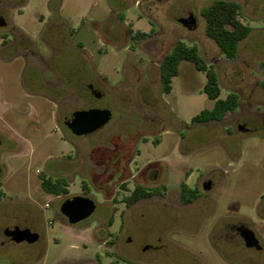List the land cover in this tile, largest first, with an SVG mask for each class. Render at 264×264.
I'll return each instance as SVG.
<instances>
[{"label": "rangeland", "instance_id": "1", "mask_svg": "<svg viewBox=\"0 0 264 264\" xmlns=\"http://www.w3.org/2000/svg\"><path fill=\"white\" fill-rule=\"evenodd\" d=\"M215 1L0 0V133L18 136L16 146L4 140L0 147V264H193V257L264 264V252L245 249L240 239L226 248L228 262L210 242L225 220L248 221L264 243V0H233L252 28L233 60L205 32L202 11ZM190 17L191 27L180 23ZM178 42L197 46L217 72L220 99L239 96L237 109L221 121L192 123L213 106L203 90L206 73L192 63L183 62L171 93L163 92L160 64ZM78 83L94 85L102 98ZM74 108L108 109L112 118L78 138L64 125ZM158 161L173 187L187 176L191 187L208 176L219 182L202 219L193 214L197 204L171 219L167 235L182 251L166 245L153 261L143 247L163 222L162 197L134 206L125 198L133 181L156 185L148 170L135 179L140 166ZM46 179L64 180L66 192L47 193ZM75 196L97 208L70 225L60 209ZM150 210L154 215L145 216ZM14 215L18 226L40 235L37 243L6 240Z\"/></svg>", "mask_w": 264, "mask_h": 264}, {"label": "flooded vegetation", "instance_id": "2", "mask_svg": "<svg viewBox=\"0 0 264 264\" xmlns=\"http://www.w3.org/2000/svg\"><path fill=\"white\" fill-rule=\"evenodd\" d=\"M78 88H79V90L83 89L84 91H88L90 93V95L94 98L101 99L103 96V93L101 92V90L98 88H95L94 85H92V84H89V85H87V87H84L81 83H78ZM77 99L79 101L83 100V94L81 91H79V93H77ZM89 109H93V108H89ZM89 109L74 108L71 111L70 115L65 118V121H64L65 127L75 137L82 138L85 135L78 136V135L74 134L73 128L71 127L73 114L77 111L89 110ZM239 130L247 131V129L245 127H242V126H239ZM86 136H88V135H86ZM17 138H18V136L13 135L12 133L8 137H6V136L4 137L0 133L1 145L3 144V142L5 140L7 142L13 143V145L16 146V143L18 141ZM159 144H160V142L157 141V142H155L154 145L158 146ZM1 145H0V147H1ZM163 166H164V163L162 161L161 162L160 161L148 162L145 165L140 166V169L137 171V172L141 171L140 175L135 180L138 181V179L141 176V173L148 170V172L150 174L149 177H151L153 179V182H155L156 185L147 186L146 184H141L139 182L133 181V188L131 189L130 195L128 196V197L133 198L135 193L137 192V190L139 188H141L143 190V192L146 194L145 197H143L142 199L138 200L137 202H135L134 204H132L130 206H134L135 204H137L138 202H140L142 200L143 201H149V200L153 199L155 196L162 197V202L159 205L160 207L158 209L161 210L160 219L163 222L160 223V225L159 224L157 225V223H156L155 226L152 227L155 235L143 247L144 254H147V253H148L147 255L150 254L153 258V261L160 258L161 253H166L165 252V251H167L165 248L166 245L168 247L182 251L183 248L179 245V243L171 241L169 239V236L167 235V234L170 235V233H172V230H173L172 227H174L172 225L171 219L172 218H180L182 216L183 208L193 206L194 204L198 205V208L193 212V214H195V216H196L195 218L196 219L197 218L202 219L205 215L204 211L207 210L206 203L210 202L209 193L214 189V187L216 185H218V182H219L218 178H215L213 176H208L201 183V185L199 187L198 186L191 187L187 183V180L190 176H187L188 178H186L185 182H180L179 185H176L179 187V190H180L179 191V198L173 199V198H171V196L177 187L172 186V184L169 181L167 174L162 171ZM0 167H1L0 182H1V177H2V174L4 171V167L2 166L1 163H0ZM183 190L186 192V194L188 196L191 197L189 202H184V200L182 198ZM262 212L263 213L261 215L264 216V207L262 208ZM152 215H154V213L152 210H150L145 216L149 217ZM12 218H13L12 220H14L15 223L11 226H7V228L13 229L15 227H20V226H18V216L14 215ZM161 226H163V229H160V230L157 229V228H160ZM247 229L250 230L254 234V237L256 238V240L258 242V247H251L250 248V247L246 246V242L244 240L243 233ZM4 231H3V234H4ZM4 236H5V234H4ZM5 238L7 241L12 242L10 238H8L6 236H5ZM237 239H240L242 241L245 249H247V250H255L256 252H259V253L264 252V243L262 241V238L260 237L259 233L253 228L251 223H249L248 221H238L236 223L231 224L228 221L223 220V221H221L215 225V227L213 228L211 235H210V242H211L212 246L216 249L217 253L223 259L224 262L229 261L227 254H226V250L229 248L230 244L232 243V240H233V242H235ZM4 244H5V242H2L1 246H3ZM131 252H129V255H131ZM193 264H204V262H202L197 257H193Z\"/></svg>", "mask_w": 264, "mask_h": 264}, {"label": "trees", "instance_id": "3", "mask_svg": "<svg viewBox=\"0 0 264 264\" xmlns=\"http://www.w3.org/2000/svg\"><path fill=\"white\" fill-rule=\"evenodd\" d=\"M206 19V35L212 38L222 50L224 56L233 60L237 57L238 46L250 34L252 28L241 21V5L233 0H216L202 11ZM131 33V30H130ZM145 34L137 33L134 38H143ZM183 62L192 63L198 71L206 73L207 81L203 87L208 98L214 102L211 109H205L192 119L193 124L221 121L229 112L239 106V96L230 93L225 99H220L221 89L217 72L209 67L200 56L197 46H187L178 42L174 48L167 53L160 64V82L164 93H171L172 79L177 77ZM64 180H43V189L50 194L59 195L66 192ZM185 188V187H184ZM141 188L137 190L134 197H126L125 203L130 206L145 197ZM184 202H189L191 197L183 190Z\"/></svg>", "mask_w": 264, "mask_h": 264}, {"label": "water", "instance_id": "4", "mask_svg": "<svg viewBox=\"0 0 264 264\" xmlns=\"http://www.w3.org/2000/svg\"><path fill=\"white\" fill-rule=\"evenodd\" d=\"M0 23L4 24V21L0 20ZM180 23L191 27L194 24V20L190 17L189 19H181ZM111 118L112 113L108 109L93 108L77 111L73 114L71 127L75 135H91L105 127ZM96 208V203L92 199L84 196H75L72 199L66 200L60 210L70 225H76L90 218L95 213ZM4 234L15 244L26 243L33 245L40 240V235L37 232L31 231L29 228H7ZM243 236L247 247H258V242L250 230H245Z\"/></svg>", "mask_w": 264, "mask_h": 264}, {"label": "crops", "instance_id": "5", "mask_svg": "<svg viewBox=\"0 0 264 264\" xmlns=\"http://www.w3.org/2000/svg\"><path fill=\"white\" fill-rule=\"evenodd\" d=\"M205 32H206V26H205ZM212 40H213V39H212ZM214 42H215V41H214ZM215 43H216V42H215ZM216 44H217V43H216ZM217 45H218V44H217ZM218 46H219V45H218ZM219 48H220V47H219ZM221 52H222V50H221ZM203 87H204V86H203ZM212 103H213V105H214V102H213V101H212ZM212 107H213V106H212ZM212 107H211V108H212ZM211 108H210V109H211Z\"/></svg>", "mask_w": 264, "mask_h": 264}]
</instances>
